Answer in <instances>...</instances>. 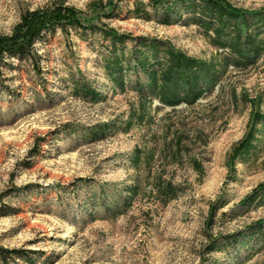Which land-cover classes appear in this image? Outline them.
Returning a JSON list of instances; mask_svg holds the SVG:
<instances>
[{"label": "rangeland", "instance_id": "obj_1", "mask_svg": "<svg viewBox=\"0 0 264 264\" xmlns=\"http://www.w3.org/2000/svg\"><path fill=\"white\" fill-rule=\"evenodd\" d=\"M178 1L0 0V37L58 6L81 22L0 56V245L35 264H264V0H220L238 19ZM105 32L158 44L153 83Z\"/></svg>", "mask_w": 264, "mask_h": 264}, {"label": "trees", "instance_id": "obj_2", "mask_svg": "<svg viewBox=\"0 0 264 264\" xmlns=\"http://www.w3.org/2000/svg\"><path fill=\"white\" fill-rule=\"evenodd\" d=\"M195 1H200L202 8L210 11L209 17L212 19H215L217 14H221L227 18L235 17V19H238L240 18L238 16H241L236 11L231 10L228 5L226 6L222 4L220 0H179L178 2H180L182 9L190 12L193 9H197V5H189L188 3H194ZM154 4L157 5V3ZM166 22H170L169 17L166 18ZM64 24L80 25L81 22L79 23L77 11L71 8L58 6L56 9L50 11L43 10L27 13L23 18V22L16 27L13 35L10 37H0V56L7 54L10 57L25 59L29 56V54H31V48L33 47L34 43L40 40L44 33L52 31L58 27H62L64 29L66 28ZM87 29L95 30L96 28L92 27V25H88ZM236 35L238 36V34ZM105 36L111 37L112 44L115 47H117L118 44L123 48L125 43L131 42L132 48L130 55L134 62L131 60L130 62L127 61V65L129 66L131 63H136L138 70H140V72H144L146 76L150 78L149 83L154 82L153 80L156 78L157 72H159L162 64L159 55L161 50L158 44L156 45L153 42L152 44L148 39L145 38L135 39L133 37L126 36L125 34L118 36L116 33L105 32ZM148 49L152 51L154 56L152 60L148 58ZM175 65L177 68L179 67L180 64L178 60L176 61ZM107 69L113 83L116 85H123L125 83V71L121 61L118 62L117 60L115 61V59H113V61L108 65ZM179 86H181L183 91L192 92L196 85H193L191 81L185 79V81L179 84ZM175 93L177 94V92ZM250 230L254 232L255 225L252 226ZM259 231L263 232V228L259 229ZM27 255H29V253L22 249H10L0 245V264H20L18 259L23 260V264H35L30 263L29 256Z\"/></svg>", "mask_w": 264, "mask_h": 264}]
</instances>
